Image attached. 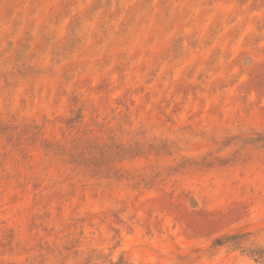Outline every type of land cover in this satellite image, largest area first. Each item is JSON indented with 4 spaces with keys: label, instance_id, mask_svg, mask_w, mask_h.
<instances>
[{
    "label": "rangeland",
    "instance_id": "rangeland-1",
    "mask_svg": "<svg viewBox=\"0 0 264 264\" xmlns=\"http://www.w3.org/2000/svg\"><path fill=\"white\" fill-rule=\"evenodd\" d=\"M257 249L264 0H0V264Z\"/></svg>",
    "mask_w": 264,
    "mask_h": 264
},
{
    "label": "trees",
    "instance_id": "trees-1",
    "mask_svg": "<svg viewBox=\"0 0 264 264\" xmlns=\"http://www.w3.org/2000/svg\"><path fill=\"white\" fill-rule=\"evenodd\" d=\"M237 240H238V237L232 235V236H227L225 238H222V243H219L220 240H217L215 244L219 246L221 244H224L225 242H230V245L232 247L241 248L240 247L241 243H239ZM247 254L250 257H252L256 262L264 263V250H260V249L252 250V251L247 252ZM111 264H121V263H111Z\"/></svg>",
    "mask_w": 264,
    "mask_h": 264
}]
</instances>
